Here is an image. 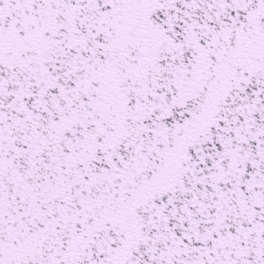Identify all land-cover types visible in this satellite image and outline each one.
<instances>
[{
  "label": "snow or ice",
  "instance_id": "1",
  "mask_svg": "<svg viewBox=\"0 0 264 264\" xmlns=\"http://www.w3.org/2000/svg\"><path fill=\"white\" fill-rule=\"evenodd\" d=\"M0 264H264V0H0Z\"/></svg>",
  "mask_w": 264,
  "mask_h": 264
}]
</instances>
